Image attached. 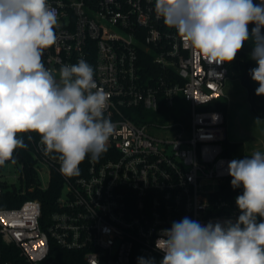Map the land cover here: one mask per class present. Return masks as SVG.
<instances>
[{
	"label": "built area",
	"instance_id": "obj_1",
	"mask_svg": "<svg viewBox=\"0 0 264 264\" xmlns=\"http://www.w3.org/2000/svg\"><path fill=\"white\" fill-rule=\"evenodd\" d=\"M49 3L58 10L57 41L42 62L57 79L62 64L83 58L92 65L109 95L105 115L114 132L107 148L116 156L90 158L69 177L57 157L44 155L41 138L27 133L44 165L34 164L42 175L28 190L47 188L54 172L64 187L49 213L38 198L0 207V264H137L141 256L159 264L155 241L173 221H235L236 200L219 194L236 159L224 153L226 114L209 108L227 97V64H208L156 17L154 0ZM179 96L188 105L177 109Z\"/></svg>",
	"mask_w": 264,
	"mask_h": 264
},
{
	"label": "clouds",
	"instance_id": "obj_2",
	"mask_svg": "<svg viewBox=\"0 0 264 264\" xmlns=\"http://www.w3.org/2000/svg\"><path fill=\"white\" fill-rule=\"evenodd\" d=\"M153 10L208 64H230L251 40L256 67L249 75L259 85L255 94L264 96V0H154ZM57 24L49 0H0V165L26 147L19 137L31 132L71 177L87 157L107 151L114 124L105 115L109 95L91 64L83 58L62 64L57 79L42 62L56 44ZM228 174L232 188L243 189L235 201L238 218L173 221L155 241L163 253L159 264H264V153L231 160ZM137 264L156 260L141 256Z\"/></svg>",
	"mask_w": 264,
	"mask_h": 264
},
{
	"label": "trees",
	"instance_id": "obj_3",
	"mask_svg": "<svg viewBox=\"0 0 264 264\" xmlns=\"http://www.w3.org/2000/svg\"><path fill=\"white\" fill-rule=\"evenodd\" d=\"M253 25H249V29ZM251 40L246 41L243 48L237 53L236 59L227 64L229 68V75L232 78H240L243 85L247 88L249 99L251 102V108L254 113L260 118L264 119V96H257L255 94V89L259 86L258 83L253 81L249 75V70L253 68L252 59L250 58L249 52L251 47ZM210 109H216L224 112L225 114L228 111V103L226 100H216L209 105ZM33 136L36 139L41 138L38 134L33 133ZM21 138L26 145L24 148H17L13 153V159L23 163V169L26 175L25 185L22 187H10L6 186L3 191L0 193V207H15L20 206L22 202L27 198H38L41 200L43 205V210L45 213H49L56 208V200L61 194L64 184L61 175L57 172H54L51 181L47 188L36 187L35 190L29 191V187L33 182L38 181V174L35 169L36 159L31 151L32 145L29 140L27 133L22 134ZM224 153L226 155L232 156L236 159H242L245 156H251L252 152L247 151L246 146L241 141H233L229 138L225 141ZM58 158V154H53ZM116 156V154H110L107 151L104 152L99 158V160L106 158L107 156ZM91 157H87L80 166H85L87 161ZM79 166V167H80ZM231 176L224 180L219 186V194L227 200H236L238 195L242 194L243 189H233L231 186ZM23 189H27V193L23 194ZM21 262L17 264H28L25 260H20ZM59 261L66 264H74L71 261L59 258Z\"/></svg>",
	"mask_w": 264,
	"mask_h": 264
},
{
	"label": "rangeland",
	"instance_id": "obj_4",
	"mask_svg": "<svg viewBox=\"0 0 264 264\" xmlns=\"http://www.w3.org/2000/svg\"><path fill=\"white\" fill-rule=\"evenodd\" d=\"M252 65L253 68L256 67L253 60ZM226 93L227 97L222 98V100H226L228 103L226 113L228 138L243 142L249 152L259 150L264 153V119L257 116L252 110L248 90L241 79L230 77L227 80ZM175 103L177 109L183 105H188L182 96H179ZM35 164L40 167L44 166L37 161ZM38 175L42 174L38 171ZM43 180L45 184H48L49 173L46 168H44ZM24 185L22 162L13 159L0 165V188L6 186L19 188Z\"/></svg>",
	"mask_w": 264,
	"mask_h": 264
},
{
	"label": "crops",
	"instance_id": "obj_5",
	"mask_svg": "<svg viewBox=\"0 0 264 264\" xmlns=\"http://www.w3.org/2000/svg\"><path fill=\"white\" fill-rule=\"evenodd\" d=\"M234 141V140H233ZM246 146V145H245Z\"/></svg>",
	"mask_w": 264,
	"mask_h": 264
}]
</instances>
